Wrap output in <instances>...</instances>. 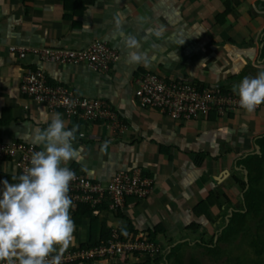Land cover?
Segmentation results:
<instances>
[{
    "label": "crops",
    "instance_id": "0c3cea01",
    "mask_svg": "<svg viewBox=\"0 0 264 264\" xmlns=\"http://www.w3.org/2000/svg\"><path fill=\"white\" fill-rule=\"evenodd\" d=\"M255 1L243 2L217 23L215 17L224 12L221 0H96L72 23L63 20L62 6L56 0H0V140L22 139L42 150L34 141L35 130L46 128V118L59 112L29 100L20 89L25 70L41 68L48 80L63 83L82 96L109 101L125 124L122 132H116L98 122L67 120L60 113L67 128L78 126L73 141L77 155L65 166L75 165L102 184L118 170L132 168L153 180L146 198L126 199L121 210L125 218L103 207L94 210L96 241L105 229L140 235L160 227L158 238L168 250L167 239L190 241L207 226L213 231L229 201L240 203L243 192L235 178L244 171L237 161L257 150L256 139L264 134V105L251 113L239 110L221 117L212 111L207 117L179 123L157 111L141 110L133 98V78L150 71L232 90L244 76H256L264 70L260 41L264 29L256 34L251 30L253 20L259 19L253 16L260 9H255ZM161 25L164 31L157 37L153 30ZM242 25L247 28L241 29ZM250 30L254 35L251 47L246 45ZM128 36L138 40L136 51L147 55V66L129 62ZM94 40H104L119 52V61L106 73L93 72L84 64L40 62L31 55L17 58L8 51L10 46L80 50ZM106 141L108 148L103 152ZM225 169L228 173L219 182L215 176ZM0 174V190L4 180L18 182L11 179L16 173L8 160H0ZM213 191L217 200L210 199L208 214L217 218L209 225L195 205ZM74 223L68 249L91 241L89 218ZM95 264L118 263L99 260Z\"/></svg>",
    "mask_w": 264,
    "mask_h": 264
},
{
    "label": "built area",
    "instance_id": "2783aa9c",
    "mask_svg": "<svg viewBox=\"0 0 264 264\" xmlns=\"http://www.w3.org/2000/svg\"><path fill=\"white\" fill-rule=\"evenodd\" d=\"M8 51L17 58L34 56L40 62L83 63L97 73L107 72L120 56L119 52L104 40H94L80 50L10 46ZM135 83L137 87L134 90V99L139 108L156 110L178 121L207 117L212 111L218 116H223L228 108L232 111L241 110L239 98L234 96L233 91L199 87L182 78L146 71L135 79ZM20 89L26 92L29 100L46 104L48 111L60 112L68 118L106 121L113 129L121 130L124 127L108 101L76 94L63 83L49 81L41 68H27L21 77ZM34 151L38 149L33 143L18 140L0 141V159L11 160L18 174H23L24 170L30 167V158ZM74 173L75 179L70 183L68 193L73 200V206L89 203L94 207L105 203L109 211L116 213L117 210H122L127 198H146L153 187V180L139 168L118 170L105 184L75 171ZM159 252L158 246L145 239L144 234H126L114 228L107 239H100L96 244L76 246L63 251L60 264H95L99 260L116 263L125 258L129 259L134 253L145 257L148 255L154 259Z\"/></svg>",
    "mask_w": 264,
    "mask_h": 264
},
{
    "label": "clouds",
    "instance_id": "9594fccd",
    "mask_svg": "<svg viewBox=\"0 0 264 264\" xmlns=\"http://www.w3.org/2000/svg\"><path fill=\"white\" fill-rule=\"evenodd\" d=\"M153 31L159 37L164 31V26L161 25L159 29ZM125 44L130 50L129 62L137 65L143 63L147 66V55L136 51L140 47L138 40L134 36H128L125 39ZM115 63L111 64L109 70ZM139 76L133 78L135 86V79ZM187 81L197 84L199 87H208L199 82ZM211 89L221 90L219 88ZM232 90L238 95V103L242 109L249 113L260 110L264 105V70L259 71L254 77L244 76L238 84L233 85ZM110 105L113 109V105L111 103ZM113 110L124 126L121 130L111 128L112 126L106 121L92 122H98L108 130L122 132L125 124L121 120L119 111L116 108ZM63 117L67 120L77 119L64 115ZM165 117L179 123L194 120L178 121L168 116ZM46 123V128L35 130L34 141L42 146V150H39L34 144L38 151L32 153L30 167L26 168L23 174L12 175L11 179L18 182H9L8 180L2 182L3 189L0 190V264H60L61 254L69 248L72 242L75 223L70 211L73 200L68 193L70 183L75 179V173L69 168H73L72 166L65 165L77 155L73 141L76 140L78 126L67 128L60 112L46 118ZM18 141L31 143L22 139ZM108 143L106 141L101 146V151L106 152ZM254 152H258V146ZM0 160L10 161L17 173L11 160L8 158ZM242 169L245 179V168L242 166Z\"/></svg>",
    "mask_w": 264,
    "mask_h": 264
},
{
    "label": "trees",
    "instance_id": "16d2710c",
    "mask_svg": "<svg viewBox=\"0 0 264 264\" xmlns=\"http://www.w3.org/2000/svg\"><path fill=\"white\" fill-rule=\"evenodd\" d=\"M58 1L63 9V20H69L72 23L74 22L75 17H81L84 11L87 9L88 6H93L96 0H56ZM247 0H221L222 5L224 7V12L217 17H215L216 22L219 23L222 20H225L226 16L232 12L233 9L239 8L243 2ZM256 6L259 4L264 8V1L263 0H256ZM264 10V9H263ZM75 27L78 26V23H74ZM261 43L263 44L262 48V57H264V33L262 38H260ZM49 81H52L49 79ZM195 83H198L195 81ZM202 86V85H200ZM113 109L115 107L113 106ZM2 123V121H0ZM256 145L259 147L258 152L250 153L243 158H240L237 161L238 165H241L248 171V180L244 179V174L236 178L231 176L230 178H235L236 181L241 183L243 196L241 197V203L238 204L237 207L232 208L229 206L231 203L227 204V209L222 212L221 222L218 228H215L213 231L209 226L203 227L202 231L196 235L195 239H191L190 241L180 242L173 239H167L165 241L168 250L165 248L162 240L158 238V235L162 233L160 227L156 229H148L145 231V239L148 241H152L158 246L159 254L156 258H151L148 255L145 257L143 255L140 256L139 253H134L130 258H125V260L116 262L118 264H128V261L135 259L134 262L142 261L143 263L140 264H201L195 257H193V253L190 254L188 259L185 261L186 257V250L194 249L193 252L197 251V248L200 249L205 259H209V256H218V253L222 249V246H230L235 244L240 239L244 238L247 233L250 232L248 229V217L252 214L260 216L264 214V190H262V184L264 181V134L259 136L256 139ZM202 157V156H200ZM73 170L77 173L82 174L81 170H79L75 165L72 166ZM18 174V173H16ZM0 177H3L0 174ZM248 188L246 189V186ZM246 189V191H245ZM217 200V197L213 192L209 194V196L201 201L199 204H196L195 207L200 208V214H203L209 225H213L216 218L211 219L209 217L208 212L210 211L209 201L210 199ZM201 203L206 204L205 211H203V205ZM219 208H221V204L218 203ZM205 206V205H204ZM106 208L105 203H100L94 207L90 206L89 203H78L71 209L72 211V218L77 223L83 217H87L90 220V231H91V241L88 243L89 245L96 244L97 241L94 239V235L97 230L98 219L97 216L94 214V210L96 208ZM231 208L233 215L228 218V222L226 224V216L228 215V209ZM207 211V213H206ZM118 217L125 218L122 214V211L119 209L115 213ZM264 220V218H263ZM262 221V220H261ZM264 222V221H263ZM104 225L103 223H101ZM195 226V225H194ZM95 227V230H94ZM199 230L200 228L196 226ZM220 231V232H219ZM111 231L109 229H105L101 232V239H107ZM217 236L216 241L214 242V237ZM258 236L257 238H253L251 243L255 244L256 252L259 256L264 255V247H260L258 245ZM193 243V244H192ZM86 244V245H88ZM192 244V245H191ZM214 245V247H213ZM135 257V258H134ZM219 258V256H218ZM142 259V260H141ZM138 263V262H137ZM69 264V263H68Z\"/></svg>",
    "mask_w": 264,
    "mask_h": 264
},
{
    "label": "rangeland",
    "instance_id": "374dc122",
    "mask_svg": "<svg viewBox=\"0 0 264 264\" xmlns=\"http://www.w3.org/2000/svg\"><path fill=\"white\" fill-rule=\"evenodd\" d=\"M253 2H254V0H253ZM249 5L246 7L248 8ZM254 6L256 9V4ZM258 6H261V5L259 4ZM263 9L264 8L262 7L260 9H258L257 11H253L254 12L253 16L256 17V19L257 18L260 19V20L259 19L258 20L251 19V20L256 22L254 24H251V26H252L251 30H254L255 34H256V32L258 33V31H261L264 29V11H262ZM248 26H250V25H248ZM244 28L246 29L247 26L242 25L241 29H244ZM251 30H250V35H249L250 41L246 44L249 47H251L253 45L252 42H253V38H254V35H252ZM261 33H264V31H261L260 34ZM260 36H262V35H260ZM224 91H232V90L226 89ZM234 96H238V95L235 93ZM241 110H244V109L241 108ZM232 112L235 113V111H232L228 108L226 110V114H224V116L228 117ZM239 166H241V165H239ZM262 190H264V181L262 184ZM241 191H242V187H241ZM223 200H224V196L222 197V201ZM218 203L221 204L220 200H218ZM240 204H242L241 200H240ZM201 205H203V211H205L206 204L201 203ZM229 206L234 208V207H237V204H236V202H231L229 204ZM230 210H231V208L229 209V211ZM206 213H207V211H206ZM263 218H264V214L257 216V217L255 215L251 214L248 217V221H247L248 222V229L250 230V232L247 233V235L244 238L240 239L235 244L230 245V246H222L223 250H220V252L218 253L219 258H218V256H209V259H205V256L200 249L197 248V251L193 252L194 249L191 250V248H190V250H186V257L184 258L185 261L188 259L190 254L193 253V257L198 259V261L201 262V264H264V255L259 256L257 254V252L255 251L256 250L255 244L251 243L253 238H257V236H258V239H259L258 245L260 247H264V222H263L264 220H263ZM216 238H217V236L214 237V242L216 241ZM213 247H214V245H213ZM134 261H135V259H132L131 261H128V264H133L132 262H134ZM137 262L143 263V260L142 261L138 260Z\"/></svg>",
    "mask_w": 264,
    "mask_h": 264
},
{
    "label": "water",
    "instance_id": "95a60500",
    "mask_svg": "<svg viewBox=\"0 0 264 264\" xmlns=\"http://www.w3.org/2000/svg\"><path fill=\"white\" fill-rule=\"evenodd\" d=\"M263 1H264V0H263ZM258 8H261V6H258ZM258 150H259V147H258ZM223 172H224V173H221V174L215 176V179H216V180H219V182L222 181V180L225 178V175L228 173V171H227L226 169H225ZM224 174H225V175H224ZM245 180H246V181L248 180V171H247V170H245ZM247 188H248V185H247L246 189H247ZM242 196H243V194H242ZM231 215H233L232 209L229 211V214H228V216L226 217V224H227V222H228V218H229Z\"/></svg>",
    "mask_w": 264,
    "mask_h": 264
}]
</instances>
